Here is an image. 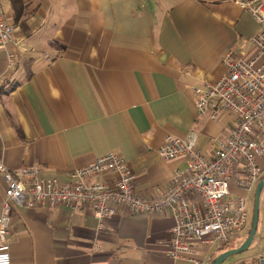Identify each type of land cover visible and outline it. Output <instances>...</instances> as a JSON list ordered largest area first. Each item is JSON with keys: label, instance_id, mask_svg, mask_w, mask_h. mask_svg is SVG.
I'll list each match as a JSON object with an SVG mask.
<instances>
[{"label": "crops", "instance_id": "obj_1", "mask_svg": "<svg viewBox=\"0 0 264 264\" xmlns=\"http://www.w3.org/2000/svg\"><path fill=\"white\" fill-rule=\"evenodd\" d=\"M4 3L16 26L12 68L0 51V162L11 171L38 167L41 177L66 182L73 169L118 151L136 174L137 191L151 196L187 166L159 155L167 136L195 132L211 156L215 140L236 124L231 113L212 117L215 101L205 113L195 103V89L226 72L228 52L249 53L261 28L228 0H22L18 17L13 1ZM5 188L0 173V214ZM232 193H241L235 181ZM260 206L264 211V190ZM173 224L168 214L122 206L99 231L91 207L13 203L11 264H192L170 258L158 243ZM254 239L253 255L222 264H255L264 253V214ZM232 248L218 245L208 264Z\"/></svg>", "mask_w": 264, "mask_h": 264}, {"label": "built area", "instance_id": "obj_2", "mask_svg": "<svg viewBox=\"0 0 264 264\" xmlns=\"http://www.w3.org/2000/svg\"><path fill=\"white\" fill-rule=\"evenodd\" d=\"M4 1L0 0V51L5 52L8 67L12 68L17 55L8 46L15 40L16 26L7 15ZM228 1L249 11L261 28L252 38L249 53L236 56L228 52L224 59L226 72L207 88L195 89V103L201 113L215 101L212 117L227 112L237 119L226 137L215 140L212 155L198 147L195 132L184 139L167 136L158 149L159 155L168 160L184 158L187 166L177 171L166 188H159L151 196L137 191L136 174L118 151L73 169L66 182L41 177L38 167L11 171L0 162V173L6 182L0 214V264L12 262L8 235L13 203L49 208L62 205L73 210L91 207L99 231L122 206L133 214H168L174 224L170 235L158 243L170 258L192 264H208L214 245L230 244L244 232L250 194L264 169V0ZM239 169H243L242 175H238ZM94 174L115 178L111 183L89 181ZM233 181L241 193H232ZM195 196L198 200H194ZM255 264H264V253L258 255Z\"/></svg>", "mask_w": 264, "mask_h": 264}, {"label": "water", "instance_id": "obj_3", "mask_svg": "<svg viewBox=\"0 0 264 264\" xmlns=\"http://www.w3.org/2000/svg\"><path fill=\"white\" fill-rule=\"evenodd\" d=\"M263 190H264V177L259 181L255 190L252 228L249 235L246 237V239L240 246L222 252L211 262V264H222L230 256L242 253L250 247L258 230L260 202H261V195L263 193Z\"/></svg>", "mask_w": 264, "mask_h": 264}, {"label": "rangeland", "instance_id": "obj_4", "mask_svg": "<svg viewBox=\"0 0 264 264\" xmlns=\"http://www.w3.org/2000/svg\"><path fill=\"white\" fill-rule=\"evenodd\" d=\"M255 190H256V187H255V189L254 190H252V192H251V194H250V201H249V205H248V208H249V212H250V214H249V219H248V222H247V226H246V230H248L250 227H251V224H252V211H253V209H254V198H255ZM260 209H261V206H260ZM260 214H264V211L263 210H261V212L259 213V218H260ZM260 225H261V223H260ZM246 236V234H244L243 233V235H240L239 237H237L236 239H234L231 243H230V245H229V247L230 246H232V247H238L239 245H240V242H242L243 241V238ZM246 239V238H245ZM258 240V236H256V238L254 239V241H255V243H256V241ZM255 243L249 248V249H247V250H245L244 252H242L243 254H249V255H253L254 253H253V251H254V245H255ZM218 247V245H214L212 248H211V252L213 251L214 253H215V255H217V254H219L220 253V251H216L215 252V249ZM259 255V254H258ZM258 255H256L255 257H254V259L253 260H256L257 259V257H258ZM252 258V257H251Z\"/></svg>", "mask_w": 264, "mask_h": 264}, {"label": "trees", "instance_id": "obj_5", "mask_svg": "<svg viewBox=\"0 0 264 264\" xmlns=\"http://www.w3.org/2000/svg\"><path fill=\"white\" fill-rule=\"evenodd\" d=\"M13 1V3L15 4V6L17 7V13H16V16L18 17V15L20 14V9H21V2H22V0H12ZM18 7H19V9H18ZM264 176H262L261 177V179L263 178ZM260 179V180H261ZM253 213H254V209H253V211H252ZM253 213H252V220H253ZM251 228H252V224H251V227L247 230V233H246V236H248L249 235V233H250V231H251ZM229 245L230 244H226V245H222V247L223 248H227V247H229ZM216 258V257H215ZM214 260V259H213Z\"/></svg>", "mask_w": 264, "mask_h": 264}]
</instances>
